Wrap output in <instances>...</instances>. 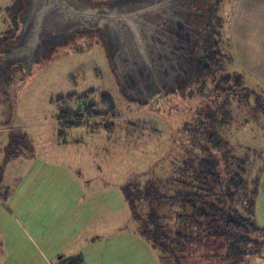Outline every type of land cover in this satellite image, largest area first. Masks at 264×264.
Instances as JSON below:
<instances>
[{"label": "rangeland", "instance_id": "rangeland-1", "mask_svg": "<svg viewBox=\"0 0 264 264\" xmlns=\"http://www.w3.org/2000/svg\"><path fill=\"white\" fill-rule=\"evenodd\" d=\"M16 1L0 0V38L9 41L6 45L17 31L7 13ZM84 1L102 5L111 0ZM190 3L198 13L191 24L201 28L195 61L211 37L218 46L223 42L224 69L214 71L206 85L190 78L170 93L168 102L142 104L123 95L99 31L79 33L45 53L26 80L22 65L6 69L0 50V70L6 71L0 77V264H72L79 257L81 264H166L157 247L141 236L122 187L166 178L185 160L203 157L199 114L226 112L228 124L219 139L227 140L229 155L248 154L250 175L264 168V0ZM222 76H230L232 83L242 77L244 84L218 94ZM90 89L96 91L84 95L90 102L67 104L70 113L81 109L88 114L86 106L79 107L84 101L104 111L101 95L110 94L117 115L85 116L86 125L58 137L65 108L55 101ZM9 149L16 155L9 157ZM75 184L80 185L77 214V204L70 203ZM37 225L41 228L33 229ZM243 264H264V255L250 256Z\"/></svg>", "mask_w": 264, "mask_h": 264}, {"label": "trees", "instance_id": "trees-1", "mask_svg": "<svg viewBox=\"0 0 264 264\" xmlns=\"http://www.w3.org/2000/svg\"><path fill=\"white\" fill-rule=\"evenodd\" d=\"M27 6V0H17L7 8L17 30L11 42L16 40ZM8 42L0 38V50L8 47ZM222 44L216 45L211 37L207 41L208 49L195 61L191 72L197 85L201 82L206 85L214 78V71L221 70L226 55L221 49ZM13 66L6 64V69ZM5 72L0 70L1 78L5 77ZM219 79L215 89L218 94H225L229 89V93L234 92L232 86L244 84L239 76L233 83L230 76ZM95 92L90 89L82 97L70 94L55 101L65 108L58 118V137L86 125L85 116L117 115L116 102L110 94L101 95L104 111H95L96 103H86L88 100L84 95ZM77 99L86 100L85 105L79 107L86 106L88 114H82L81 109L73 113L68 111L67 104ZM227 117L226 112L219 114V111L199 114L197 131L206 142L202 147L203 157L185 160L166 178H151L143 185L139 181H130L122 187L141 236L157 247L166 264H243L250 256L264 255V241H259L264 240V228L256 219L264 168L255 176L250 175L248 165L252 159L248 154L241 158L229 155L227 140L219 139L220 129L228 124ZM212 150L220 153L218 160L211 155ZM14 153L9 149L8 156L13 157ZM227 168H231L230 174ZM191 258L201 262L191 263ZM75 260L72 264L82 263V260Z\"/></svg>", "mask_w": 264, "mask_h": 264}, {"label": "water", "instance_id": "water-1", "mask_svg": "<svg viewBox=\"0 0 264 264\" xmlns=\"http://www.w3.org/2000/svg\"><path fill=\"white\" fill-rule=\"evenodd\" d=\"M193 0H27L16 40L2 52L4 63L22 65L24 78L45 53L82 32H100L123 95L148 104L156 89L187 83L195 64L201 28Z\"/></svg>", "mask_w": 264, "mask_h": 264}, {"label": "crops", "instance_id": "crops-1", "mask_svg": "<svg viewBox=\"0 0 264 264\" xmlns=\"http://www.w3.org/2000/svg\"><path fill=\"white\" fill-rule=\"evenodd\" d=\"M58 133V132H57ZM49 176V179H50V174L48 175ZM263 176H264V174H263ZM79 188H80V185H78V184H75L74 185V187H73V190H74V197H73V200H72V202H70V203H75V204H77V206H76V208L75 209H73V211L77 214V210L79 209L80 210V207L81 206H79V204H78V202H76V199L80 196V193L78 192V190H79ZM55 193H57L56 191H55ZM58 194V193H57ZM47 197H49V196H47ZM53 197V196H52ZM59 198H60V196H58ZM60 204L62 203V201H61V199H59V201H58ZM68 202V203H69ZM50 205V204H49ZM60 206V205H59ZM58 207V206H57ZM78 208V209H77ZM57 208H55V206H51L50 207V210H56ZM82 210H84V207L82 206V208H81ZM87 210V209H86ZM87 212V211H86ZM70 217H74V216H70ZM50 219V218H49ZM256 219H257V222H258V225L259 226H261V227H263L264 228V178H262V185H261V192H260V196H259V198H258V203H257V211H256ZM38 227H36V226H34L33 227V229H35V230H39L40 228H41V225H37ZM44 238H48V235L46 234L45 236H44ZM58 254V256L57 257H59L58 258V260H60V257H62V252H57ZM74 259V258H73ZM76 259V258H75ZM79 260H82V262H84V260H83V258L81 259V257H79L78 258ZM57 260V261H58ZM81 264V263H80Z\"/></svg>", "mask_w": 264, "mask_h": 264}, {"label": "flooded vegetation", "instance_id": "flooded-vegetation-1", "mask_svg": "<svg viewBox=\"0 0 264 264\" xmlns=\"http://www.w3.org/2000/svg\"><path fill=\"white\" fill-rule=\"evenodd\" d=\"M176 89V88H175ZM174 89L172 88H167V87H163V92L159 89H156V94L154 96V99L156 101H165V102H168L170 101L169 98H170V93L173 91Z\"/></svg>", "mask_w": 264, "mask_h": 264}]
</instances>
